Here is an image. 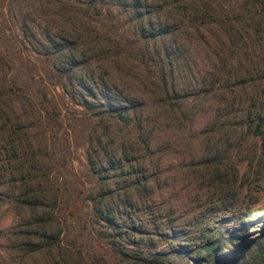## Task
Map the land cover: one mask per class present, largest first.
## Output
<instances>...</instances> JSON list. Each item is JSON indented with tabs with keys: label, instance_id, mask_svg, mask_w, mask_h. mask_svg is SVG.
<instances>
[{
	"label": "rangeland",
	"instance_id": "1",
	"mask_svg": "<svg viewBox=\"0 0 264 264\" xmlns=\"http://www.w3.org/2000/svg\"><path fill=\"white\" fill-rule=\"evenodd\" d=\"M134 1L0 0V264L264 254V0Z\"/></svg>",
	"mask_w": 264,
	"mask_h": 264
},
{
	"label": "trees",
	"instance_id": "2",
	"mask_svg": "<svg viewBox=\"0 0 264 264\" xmlns=\"http://www.w3.org/2000/svg\"><path fill=\"white\" fill-rule=\"evenodd\" d=\"M132 5V10H134L133 12L137 16L136 19L140 22V28L144 29L145 23L150 24L152 21L151 18L154 13L150 10L142 9V7L145 6V2L143 0H135ZM259 236H261L259 239H261L260 242L264 249V222L261 228V234ZM236 237L237 235H234L227 240L217 239L204 244L202 248L205 250V253L202 257V263L200 264H242L236 257L234 253L235 250L224 248V241L232 243L233 247H243L244 244L241 243V241L239 243H234ZM251 264H264V254L260 256L259 260L256 259Z\"/></svg>",
	"mask_w": 264,
	"mask_h": 264
}]
</instances>
